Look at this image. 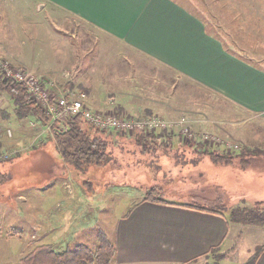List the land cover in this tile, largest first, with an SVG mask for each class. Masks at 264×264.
<instances>
[{
  "label": "rangeland",
  "instance_id": "obj_1",
  "mask_svg": "<svg viewBox=\"0 0 264 264\" xmlns=\"http://www.w3.org/2000/svg\"><path fill=\"white\" fill-rule=\"evenodd\" d=\"M7 5L0 4V43L22 64L0 54V73H9L4 79L14 82L10 74L18 70L41 75L53 96L79 95L92 112L143 119L148 117L142 111L149 109L163 122V127L138 130L98 128L86 121L105 144L100 164L74 167L50 154L54 163L46 165L39 158L44 151L38 149L54 150L50 129L44 130L46 125L34 115L16 116L12 98L0 89V166L9 177L0 182V240L19 233L13 239L25 247H20L19 261L9 264H21L22 256L38 244L55 250L80 244L92 249L100 233L114 243L113 220H128L141 202L149 201L143 197L152 186L167 201L221 209L255 207V200L264 198L263 115L248 118L216 93L78 19L61 16V11L40 8L34 0H8ZM124 102L133 109L126 110ZM178 120L184 121L182 126L173 122ZM151 132L159 135L141 138ZM243 146L260 152L246 169L236 161ZM13 148L20 151L5 158ZM202 150L229 153L234 160L213 162L197 154ZM244 189L263 193L241 202ZM228 212L222 211L227 220ZM228 236L233 240L230 250L221 253L218 248L187 264H243L264 244V225L234 222ZM112 255L107 264H131L123 262L116 246Z\"/></svg>",
  "mask_w": 264,
  "mask_h": 264
},
{
  "label": "crops",
  "instance_id": "obj_2",
  "mask_svg": "<svg viewBox=\"0 0 264 264\" xmlns=\"http://www.w3.org/2000/svg\"><path fill=\"white\" fill-rule=\"evenodd\" d=\"M34 2L40 8L61 11L65 18L78 19L170 67L234 104L248 118L264 117V0ZM7 3L0 0L5 8ZM6 50L0 43L2 56L22 64ZM102 101L106 104L105 98ZM132 106L124 102L123 107ZM242 193L246 195L239 200L247 201V195L263 192L244 189ZM259 199L264 198L255 201ZM141 203L128 220H113V241L123 262L182 264L208 255L212 248L224 253L233 246L228 236L233 222L227 216L176 204ZM18 237L15 233L0 240V264L19 261L25 247L13 239ZM254 264H264V250Z\"/></svg>",
  "mask_w": 264,
  "mask_h": 264
},
{
  "label": "trees",
  "instance_id": "obj_3",
  "mask_svg": "<svg viewBox=\"0 0 264 264\" xmlns=\"http://www.w3.org/2000/svg\"><path fill=\"white\" fill-rule=\"evenodd\" d=\"M0 89L5 90L13 100L15 115L24 118L29 115H34L42 120V123L49 127L51 132V138L54 145V150H50L47 147L38 149V152L44 151L43 154L39 155L41 162L45 164L54 163L52 161L54 157H60L63 162L67 164H72L74 167L80 165H90L92 163L100 164L102 157L104 155V142L96 136L95 129L93 126L88 124L80 114L71 115L67 118L60 119L57 121H51L49 116L45 112V107L34 100H32L24 87L23 84L17 82H10L3 78L0 73ZM55 97V96H54ZM122 108V106H118ZM120 111V110H119ZM143 115L146 117L151 116L149 109L142 111ZM120 113H124V109ZM129 114H126V116ZM138 116V115H135ZM142 116V114L140 115ZM139 118V117H137ZM142 118V117H141ZM87 121V122H86ZM141 138L150 137L153 138L159 134L153 132L149 134H141ZM259 149L245 147L241 148L240 156L236 159L239 161V167L241 169H246L250 167L254 160L259 157ZM54 152L57 154L54 155ZM197 154L207 155L209 159L213 162L221 163H231L233 159L232 155L229 153H217L216 151H198ZM258 155V156H256ZM8 161V160H7ZM47 162V163H46ZM2 163V162H1ZM4 164V163H2ZM236 164V163H233ZM237 164V165H238ZM8 171L4 170V167L0 166V182L6 181L8 179ZM161 189L158 186H152L146 191L143 200H149L156 203L162 204H176L184 207L209 211L214 214L224 215L223 210L228 212V220L230 222H237L242 224L250 225H264V209L256 207H263V203L256 201L255 207H248L244 205L226 206L222 205L221 208H215L212 206L200 205L195 202H175L167 201L160 197ZM245 200H241L244 202ZM221 204V202H219ZM264 208V207H263ZM99 241L97 245L90 249L86 245L81 247V244L75 248H65L63 250H55L48 244H38L31 248L27 253H25L20 259L21 264H107L108 261L112 260V254L115 249V244L109 239L105 238L103 233L99 234ZM218 248H212L209 251L213 253ZM264 250V244L259 246L249 260L243 264H254L255 259L258 254ZM204 254L203 256H206ZM192 259V261L196 260ZM191 261V260H190ZM184 262L182 264H187Z\"/></svg>",
  "mask_w": 264,
  "mask_h": 264
},
{
  "label": "built area",
  "instance_id": "obj_4",
  "mask_svg": "<svg viewBox=\"0 0 264 264\" xmlns=\"http://www.w3.org/2000/svg\"><path fill=\"white\" fill-rule=\"evenodd\" d=\"M2 72H5V75L9 74L7 70H2ZM28 73H24L22 70H18L13 74H10V76L14 82L24 85L32 100L43 104V106L45 107V112L52 122L67 118L71 115L80 114L85 120L93 123V125L98 128L121 127L126 129L137 128L138 130H141L143 128L155 129L157 127H163V122L156 115L143 119L130 118L120 120L115 116L102 115L98 112H92L88 107L84 106L79 95L75 98H71L67 95L54 97L45 88L43 82L39 77ZM5 75H3V78H6ZM173 122L181 126L184 123L183 120ZM45 127L46 128L44 130L49 129L48 126ZM7 132L9 135L10 131L7 130ZM19 151V149L13 148L11 152L6 153L3 156L5 158H10L11 155L18 153Z\"/></svg>",
  "mask_w": 264,
  "mask_h": 264
}]
</instances>
